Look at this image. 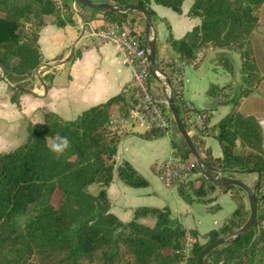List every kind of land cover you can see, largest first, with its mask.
<instances>
[{"label":"trees","instance_id":"16d2710c","mask_svg":"<svg viewBox=\"0 0 264 264\" xmlns=\"http://www.w3.org/2000/svg\"><path fill=\"white\" fill-rule=\"evenodd\" d=\"M118 7H140L156 19L151 4L181 13L185 0H106ZM190 18L200 24L178 41L173 40L166 20L165 44L179 63L195 67L197 55L211 48L215 64L231 77L241 76L242 85L231 80L222 87L210 86L206 92L219 106H229L220 121L209 126L213 108L199 112L207 127L202 134L193 133L178 105L177 113L199 157L210 167V175H223L255 186L257 211L252 227L240 238L207 253L202 264H264V146L263 133L253 116H243L240 108L262 80L257 67L252 36L259 23L264 0H192ZM82 6V5H81ZM84 8V6H82ZM105 24L129 26L130 14L96 12ZM63 28L73 25V13L62 0V9L53 0H0V82L9 86V102L19 108V99L34 86V72L43 63L38 45L40 32L47 26ZM231 54L239 57V70ZM172 73L176 62H159ZM182 88V85H179ZM175 103L183 102L173 89ZM133 89L127 101L120 96L85 110L79 117L65 121L56 114L42 113L40 122H27L26 141L12 151H0V264H196L204 248L241 228L249 217L246 194L234 186L208 182L200 172L188 147L180 137L171 115L172 157L192 162V180L175 187L179 198L188 205L201 204L206 213L214 198L229 194L236 205L234 212L217 230L196 242L185 259L187 232L171 219L168 208H138L128 223L110 213L107 188L113 174L126 187L142 189L148 182L127 162L115 167L117 145L121 138H109L106 132L114 110L125 113L135 101ZM121 101V102H120ZM59 133L67 136L70 148L57 157L48 142ZM165 131L142 133L144 140H157ZM205 137L219 145L221 158H214L206 148ZM254 176L251 185L244 176ZM95 186L97 193L90 188ZM150 217L148 227L138 220ZM197 238V233H188Z\"/></svg>","mask_w":264,"mask_h":264},{"label":"crops","instance_id":"0c3cea01","mask_svg":"<svg viewBox=\"0 0 264 264\" xmlns=\"http://www.w3.org/2000/svg\"><path fill=\"white\" fill-rule=\"evenodd\" d=\"M91 1L96 4L110 3L106 0ZM192 4V0H185L179 14L151 4V10L156 16V19L152 18L153 32H150V38L155 39L156 64L169 60L175 61L176 65L180 64L172 48L165 44L168 31L160 20L167 21L173 40L178 41L200 24L198 18L188 16ZM106 25L102 21L101 14L96 13L91 14L87 19L73 18L71 26L58 28L51 25L40 32L38 45L43 63L34 72V86L30 91L32 94L25 92L20 97L19 108L10 102L11 106H8L5 100L8 85L5 81L0 82V113L3 110L10 112L7 125L11 126V129H19L22 126L26 128L29 121L40 122L42 113H53L65 121H71L85 110L103 104L111 98L120 96L124 101L130 98L133 91L131 68L125 65L114 45L99 46L92 36V31L103 29ZM144 25L142 15L131 14L129 27L142 41ZM252 43L262 80L256 91L244 100L240 112L243 116H253L258 121L263 133L264 146V3L259 11V23L253 33ZM199 54L195 61L196 66L186 65L182 71L180 97L183 102L190 103L196 112L213 108L208 123L212 126L229 112L230 107L217 105L214 99L206 95L207 90L210 86H225L233 79L240 86L242 78L238 73L231 77L219 68L214 61L216 52L211 48ZM231 55L235 71H238L239 57L235 54ZM69 57L70 60L65 62ZM55 73L57 75L66 73L67 80L55 77ZM149 89L159 100L164 99L159 83L153 78L149 79ZM0 134L2 135L0 138L4 141L0 142V148H4L10 136L6 137L1 130ZM170 134L171 132L157 140L148 141L141 138L140 130H134L121 138L117 145L115 167L124 161L129 163L148 182V186L142 189L128 188L117 179L114 172L112 182L107 188L110 213L122 223H128L138 208H168L171 219L179 222L187 233L196 232L199 242H203V236L219 229L234 212L236 205L229 194L217 198H214L215 194H213L212 202L208 207L218 206L219 210L206 213L205 206L186 204L177 195L175 187L167 188L162 184L157 169L161 163L172 157ZM203 140L212 157H222L221 149L213 138L205 137ZM254 180V176H244V183L247 185ZM90 191L91 193L94 191L95 194L98 190L90 188ZM138 223L152 227L154 220L147 217L138 220Z\"/></svg>","mask_w":264,"mask_h":264},{"label":"built area","instance_id":"2783aa9c","mask_svg":"<svg viewBox=\"0 0 264 264\" xmlns=\"http://www.w3.org/2000/svg\"><path fill=\"white\" fill-rule=\"evenodd\" d=\"M53 2L57 8L62 9V0H53ZM92 36L99 46L111 44L117 48L125 65L132 70L131 85L136 93L134 103L125 113L117 109L112 112L106 129L108 137L122 138L134 130H140L142 133L165 131L169 134L171 120L168 117L166 101L165 99L159 100L149 89V51L148 47L144 45V41L129 26L117 24H108L103 29L92 31ZM185 66L184 63L176 65L172 73L165 68L168 71L171 87L177 89L180 94L179 85ZM165 92L169 94L166 86ZM177 105L189 129L195 134H202L207 127L205 118L196 112L188 102H179ZM192 169V162H180L171 157L159 165L157 174L165 187L174 188L182 182L193 179ZM194 244L195 240L187 233L184 252L187 250L190 253ZM187 255L185 257H188Z\"/></svg>","mask_w":264,"mask_h":264},{"label":"water","instance_id":"95a60500","mask_svg":"<svg viewBox=\"0 0 264 264\" xmlns=\"http://www.w3.org/2000/svg\"><path fill=\"white\" fill-rule=\"evenodd\" d=\"M71 3L73 5L77 3L91 11H96V12H112L115 14L138 13L143 16L144 22H145L143 41H144V45L148 47V51H149V54H148V59L150 62L149 79L153 78L159 83L162 89V92L164 94V99L166 101L167 110L169 114L171 115L172 121L174 125L176 126V129L180 137L183 139L186 146L188 147L190 154L194 160V163L200 172V176L205 178L208 182L213 183V184L237 187L246 194L248 206H249V213H250L246 223L233 234L225 238H220L217 241L207 245L204 248V250L199 254L196 260V264H202V261L207 253H209L210 251L218 247L224 246L225 244L232 243L234 240L243 236L252 227L253 222L256 218V211H257L255 192L257 189V185L260 182L261 176L257 175L255 186L252 189H249L243 183L233 180L231 178L225 177L223 175H219L217 177H213L210 175V167L199 157L177 113L176 103H175V93L169 81L168 71L165 68L158 66L155 62V39L150 38V32H153L152 18L145 9L140 8V7H135V6L118 7L110 3L96 4L92 2L91 0H71ZM69 60H70V57L67 58L65 62H68ZM6 85L9 86L8 83H6ZM165 86L168 88L169 94L165 92ZM27 93L32 94V92L30 91H27Z\"/></svg>","mask_w":264,"mask_h":264},{"label":"rangeland","instance_id":"374dc122","mask_svg":"<svg viewBox=\"0 0 264 264\" xmlns=\"http://www.w3.org/2000/svg\"><path fill=\"white\" fill-rule=\"evenodd\" d=\"M65 2L67 4V6L69 7V9L71 10V12L73 13V18H76L77 19V18H80L81 17L83 19H87V18H89V16H91V14H93L91 10H89V9L86 10L85 7L83 8L81 5H79L77 3L74 4V5H71V0H65ZM55 77H57V78H59L61 80H65V81L67 80V74L66 73H62L60 75H57L55 73ZM5 100H6V104L8 106H11L10 103H9V101H8V99L6 98ZM10 115H11L10 112L7 111V110H3L0 113V116H1L0 117V130L3 133V135H5L6 137L10 136L9 137V140L7 141L8 143L7 142H6L7 144H4L3 143L4 144V146H3L4 148H0V150L12 151L16 147L22 145L26 141V138H27V132H26L25 126H22L19 129H14L15 130L14 131L13 129H11V126H8L7 125L8 122H9L8 118H10ZM2 119L4 121H2ZM0 136L2 137L1 134H0ZM0 142H4V141H2V138H0ZM251 184L252 183L250 182V185ZM91 190H97V188L95 186H92L91 187ZM92 192L94 193V191H92ZM262 211H264V208L262 209ZM193 239L195 240V243L196 242H199V240L197 238H193ZM203 242H204V240H203ZM203 242H199V243H203ZM186 252H188V251L186 250ZM186 252H184V254L185 255L186 254L189 255V252L188 253H186ZM186 258L187 257H185V259ZM129 260L130 259L127 257V258L124 259L123 262L124 263L126 262L125 264H127V262ZM182 264H186V262H183Z\"/></svg>","mask_w":264,"mask_h":264},{"label":"clouds","instance_id":"9594fccd","mask_svg":"<svg viewBox=\"0 0 264 264\" xmlns=\"http://www.w3.org/2000/svg\"><path fill=\"white\" fill-rule=\"evenodd\" d=\"M70 144L71 142L67 136L57 133L48 142V148L52 153L59 157L70 148Z\"/></svg>","mask_w":264,"mask_h":264},{"label":"bare ground","instance_id":"6f19581e","mask_svg":"<svg viewBox=\"0 0 264 264\" xmlns=\"http://www.w3.org/2000/svg\"><path fill=\"white\" fill-rule=\"evenodd\" d=\"M71 5H73V4L71 3Z\"/></svg>","mask_w":264,"mask_h":264}]
</instances>
